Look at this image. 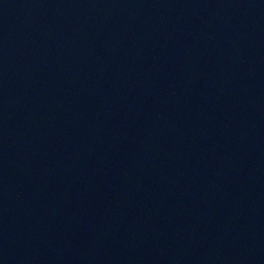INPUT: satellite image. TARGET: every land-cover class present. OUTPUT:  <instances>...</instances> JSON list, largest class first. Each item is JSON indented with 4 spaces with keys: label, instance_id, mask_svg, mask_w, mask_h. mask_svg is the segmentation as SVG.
I'll return each instance as SVG.
<instances>
[{
    "label": "water",
    "instance_id": "obj_1",
    "mask_svg": "<svg viewBox=\"0 0 264 264\" xmlns=\"http://www.w3.org/2000/svg\"><path fill=\"white\" fill-rule=\"evenodd\" d=\"M0 264H264V0H0Z\"/></svg>",
    "mask_w": 264,
    "mask_h": 264
}]
</instances>
